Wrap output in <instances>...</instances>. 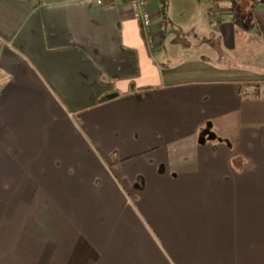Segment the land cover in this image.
<instances>
[{"label": "crops", "instance_id": "crops-1", "mask_svg": "<svg viewBox=\"0 0 264 264\" xmlns=\"http://www.w3.org/2000/svg\"><path fill=\"white\" fill-rule=\"evenodd\" d=\"M149 9L0 0V264H264V0Z\"/></svg>", "mask_w": 264, "mask_h": 264}, {"label": "built area", "instance_id": "built-area-1", "mask_svg": "<svg viewBox=\"0 0 264 264\" xmlns=\"http://www.w3.org/2000/svg\"><path fill=\"white\" fill-rule=\"evenodd\" d=\"M130 10L132 11L134 19L139 22L140 29L146 39V43L150 49L156 47L154 41V13L149 9V0H129ZM211 15L217 19L220 17V12L215 9L212 10Z\"/></svg>", "mask_w": 264, "mask_h": 264}, {"label": "trees", "instance_id": "trees-1", "mask_svg": "<svg viewBox=\"0 0 264 264\" xmlns=\"http://www.w3.org/2000/svg\"><path fill=\"white\" fill-rule=\"evenodd\" d=\"M158 3L161 5V7L164 9L166 6V0H158ZM104 5H114L115 0H103Z\"/></svg>", "mask_w": 264, "mask_h": 264}, {"label": "water", "instance_id": "water-1", "mask_svg": "<svg viewBox=\"0 0 264 264\" xmlns=\"http://www.w3.org/2000/svg\"><path fill=\"white\" fill-rule=\"evenodd\" d=\"M111 98V97H110Z\"/></svg>", "mask_w": 264, "mask_h": 264}]
</instances>
